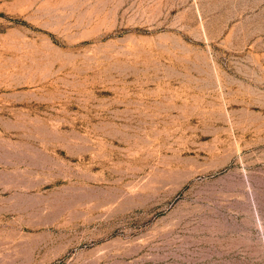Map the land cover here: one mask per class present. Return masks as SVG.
<instances>
[{
    "label": "rangeland",
    "instance_id": "rangeland-1",
    "mask_svg": "<svg viewBox=\"0 0 264 264\" xmlns=\"http://www.w3.org/2000/svg\"><path fill=\"white\" fill-rule=\"evenodd\" d=\"M0 264H264V0H0Z\"/></svg>",
    "mask_w": 264,
    "mask_h": 264
}]
</instances>
